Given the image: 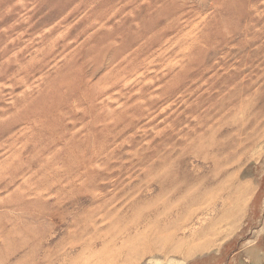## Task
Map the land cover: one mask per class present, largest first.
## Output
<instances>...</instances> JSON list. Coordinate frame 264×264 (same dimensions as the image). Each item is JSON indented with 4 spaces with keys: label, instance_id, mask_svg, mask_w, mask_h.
Segmentation results:
<instances>
[{
    "label": "rangeland",
    "instance_id": "374dc122",
    "mask_svg": "<svg viewBox=\"0 0 264 264\" xmlns=\"http://www.w3.org/2000/svg\"><path fill=\"white\" fill-rule=\"evenodd\" d=\"M0 264H264V0H0Z\"/></svg>",
    "mask_w": 264,
    "mask_h": 264
},
{
    "label": "bare ground",
    "instance_id": "6f19581e",
    "mask_svg": "<svg viewBox=\"0 0 264 264\" xmlns=\"http://www.w3.org/2000/svg\"><path fill=\"white\" fill-rule=\"evenodd\" d=\"M201 146V145H200ZM199 146V147H200ZM172 169H174V168H172ZM183 182V181H182ZM180 185H182V183L180 184ZM188 184H186V186H187ZM186 186H182V187H185V188H187ZM182 187H178V185L176 186V187H173V190H172V188H170L169 190L171 191V193H173V192H176V191H179V188L181 189ZM247 189V188H246ZM246 189H245V191H246ZM244 192V191H243ZM242 192V195L240 196V198H238V201H241V205H240V209L242 210L247 204H248V196H247V194H246V192H245V194ZM241 194V193H240Z\"/></svg>",
    "mask_w": 264,
    "mask_h": 264
}]
</instances>
